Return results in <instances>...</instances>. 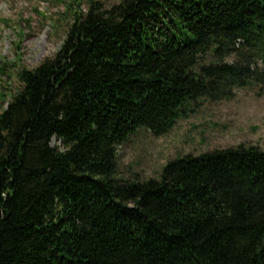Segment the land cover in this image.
Returning a JSON list of instances; mask_svg holds the SVG:
<instances>
[{
  "label": "trees",
  "instance_id": "1",
  "mask_svg": "<svg viewBox=\"0 0 264 264\" xmlns=\"http://www.w3.org/2000/svg\"><path fill=\"white\" fill-rule=\"evenodd\" d=\"M80 7L56 55L0 90V264H264L261 147L179 156L149 179L117 170L139 129L166 135L201 99L261 81L264 0Z\"/></svg>",
  "mask_w": 264,
  "mask_h": 264
},
{
  "label": "rangeland",
  "instance_id": "2",
  "mask_svg": "<svg viewBox=\"0 0 264 264\" xmlns=\"http://www.w3.org/2000/svg\"><path fill=\"white\" fill-rule=\"evenodd\" d=\"M106 8L121 0H98ZM73 0H0V65L8 64V73L0 79V90L15 91L21 86V69H34L60 50L73 23L66 13ZM86 12L88 0H80ZM76 6V5H75ZM235 56L227 58L234 61ZM15 64V65H14ZM261 81L235 90L231 99H201L193 111L178 119L166 135L155 136L145 128L130 135L118 147V177L140 179L158 177L163 167L179 156L200 155L217 149L241 145L264 149V60H256ZM0 99V112L7 106ZM52 146L64 149L54 138Z\"/></svg>",
  "mask_w": 264,
  "mask_h": 264
}]
</instances>
